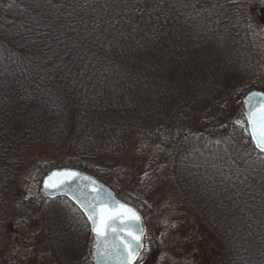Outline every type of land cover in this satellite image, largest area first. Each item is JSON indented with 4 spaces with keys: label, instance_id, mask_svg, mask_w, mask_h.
I'll use <instances>...</instances> for the list:
<instances>
[{
    "label": "trees",
    "instance_id": "1",
    "mask_svg": "<svg viewBox=\"0 0 264 264\" xmlns=\"http://www.w3.org/2000/svg\"><path fill=\"white\" fill-rule=\"evenodd\" d=\"M236 2L0 0V235L44 199L13 200L29 160L88 172L118 196L128 151L154 139L224 263L264 264V151L236 123L248 74ZM49 200L52 235L69 244L75 205Z\"/></svg>",
    "mask_w": 264,
    "mask_h": 264
},
{
    "label": "rangeland",
    "instance_id": "2",
    "mask_svg": "<svg viewBox=\"0 0 264 264\" xmlns=\"http://www.w3.org/2000/svg\"><path fill=\"white\" fill-rule=\"evenodd\" d=\"M236 1L230 18L245 38L246 62L241 65L248 74L242 83L244 96L255 88L264 91V0ZM243 118L249 131L245 115ZM153 141L140 140L122 162L127 166L118 196L139 209L147 227L144 250L135 264H225L221 240L174 183L171 153ZM33 163L37 162L29 160L30 169L13 186V200L41 197L42 178L52 167L48 163L43 171ZM51 208L49 199H41L30 213L16 212L17 217L6 223L0 235V264H62L58 252L76 258V264H94L95 235L82 212L78 208L77 213L71 212L69 244L58 245L47 220Z\"/></svg>",
    "mask_w": 264,
    "mask_h": 264
},
{
    "label": "snow or ice",
    "instance_id": "3",
    "mask_svg": "<svg viewBox=\"0 0 264 264\" xmlns=\"http://www.w3.org/2000/svg\"><path fill=\"white\" fill-rule=\"evenodd\" d=\"M256 95L264 94H254L253 97L249 98L250 109L245 116L250 126V134L261 151H264V100L252 105V100ZM236 123L241 126L244 125V121L242 120H238ZM79 176L80 173L74 171L56 172L48 177L45 186L49 188H61L68 181ZM92 185H95V181H92L91 185H89L95 195L86 203L82 202L81 206L93 224L92 231L95 233L96 251L101 257H105L108 254V249L103 246L111 244L113 249L119 250L124 264H130V259L138 255V250L143 245L140 243L139 235L128 231V229L133 227V223H123V221L138 223L140 217L134 210L127 208L125 205L116 204L109 206L108 201L101 197V190L98 187H92ZM118 222L121 223L118 225ZM125 231H127V236L130 238L128 240H125L122 235ZM140 234H143L142 229L140 230Z\"/></svg>",
    "mask_w": 264,
    "mask_h": 264
},
{
    "label": "water",
    "instance_id": "4",
    "mask_svg": "<svg viewBox=\"0 0 264 264\" xmlns=\"http://www.w3.org/2000/svg\"><path fill=\"white\" fill-rule=\"evenodd\" d=\"M254 94H264V91L255 88L253 90L248 91L243 96L242 107H243L244 114H246L249 111V109H250L249 98L253 97ZM261 100H264V95H256L255 98L252 100V105L257 104ZM245 118H246V116H245ZM247 128L249 129V134H250V126L248 125ZM250 138L252 139V142L257 146L256 141L254 140V138L252 137L251 134H250ZM64 171L78 172V173H80V176L75 178V179L68 181L61 188H49V187L45 186L49 176H51L53 173L64 172ZM86 178H88V179H86ZM92 181H95V185H92V187H98L101 190V192H100L101 197L108 201L109 206H113L116 204L125 205L127 208H131L132 210H134L135 213L140 217V220L138 223L129 222V221H123V223H133V227L128 229V231H132L135 235H139L140 236V243L142 245H144V238H145L144 235L146 234V224H145L143 216L138 211L137 207H135L134 205H132V204L122 200L118 196H116V193L109 186H107V184L105 185L104 182L99 180L97 177H94V175H92L88 172L82 171L78 168H74V167L53 168L44 175V178H42L39 190H40V194L44 198H54L55 199L57 197H67L85 215V217L87 218L89 225H90L89 228H90L91 232L95 235V233L92 231L93 224L88 219V216H87L84 208L81 206L82 202L86 203L87 201L92 199L93 195H95V193L92 192L91 187H89V185H91ZM119 223H121V222H118V225H119ZM141 229L143 230L142 235L140 234ZM122 235H123L125 240L130 239L127 236V231H125V233H123ZM113 239H115V238L113 237ZM117 242H119V241H117ZM103 247H106L108 249V254L105 257H101L97 253L96 247L94 246L93 258H92L94 264H124L123 257L120 255L119 250L113 249L111 247V244L105 245ZM143 248H144V246L138 250V255H136L130 259V264H134L138 260V258H139L138 256H140L141 252L143 251Z\"/></svg>",
    "mask_w": 264,
    "mask_h": 264
}]
</instances>
